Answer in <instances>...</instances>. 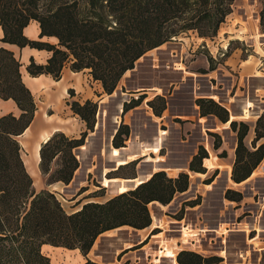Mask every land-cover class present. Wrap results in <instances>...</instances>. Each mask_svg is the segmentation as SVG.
Instances as JSON below:
<instances>
[{
	"label": "trees",
	"instance_id": "trees-1",
	"mask_svg": "<svg viewBox=\"0 0 264 264\" xmlns=\"http://www.w3.org/2000/svg\"><path fill=\"white\" fill-rule=\"evenodd\" d=\"M231 6L232 0H0V43L49 53L44 64L29 59L25 66L29 77L44 75L58 81L64 67L74 73L86 71L100 85L102 94L110 95L124 73L146 52L186 32L200 39L213 38L231 13ZM30 22L38 27L36 40L22 34ZM258 25L264 33V0L258 12ZM42 38H53L55 42L41 41ZM19 68L20 63L12 53L0 47V99L11 100L19 111L17 116H0V264H49L40 252L43 244L77 249L85 256L101 233L123 226L135 230L147 228L151 224L148 204L165 206L174 195L187 190L186 172L170 178L163 171H156L134 188L103 202H85L72 213L63 211L53 193L34 192L16 140L35 111L32 96L21 82ZM208 70L213 68L210 66ZM67 94L69 98L73 96L71 90ZM144 98L139 95L124 102L120 114L123 116L137 107ZM193 103L199 118L212 116L220 124L228 123V129L235 132L230 181L239 184L249 178L264 156V107L254 121L248 148L243 143L248 132L246 123L230 121L227 110L212 99L196 98ZM66 105L83 124V130L77 138L56 131L40 145L38 170L46 185L57 182L67 185L71 181L78 168L73 151L84 144L95 123V101H70ZM145 105L157 118L165 110V100L158 95ZM128 134V125L119 121L110 146L123 148ZM207 135L212 138V150H217L219 136L211 132ZM206 158L207 152L198 146L187 171L205 174L202 161ZM134 164L135 160L129 161L104 176L134 179V175H115ZM223 199L238 204L241 194L226 189ZM198 201L183 203L174 219L181 218L183 206H194ZM263 256L264 250L259 264H263ZM174 260L176 264L222 261L217 255L203 256L186 250L178 251ZM82 264L96 263L86 260Z\"/></svg>",
	"mask_w": 264,
	"mask_h": 264
},
{
	"label": "rangeland",
	"instance_id": "rangeland-1",
	"mask_svg": "<svg viewBox=\"0 0 264 264\" xmlns=\"http://www.w3.org/2000/svg\"><path fill=\"white\" fill-rule=\"evenodd\" d=\"M260 8L261 0H232L231 13L219 26L213 38L200 39L194 33L186 32L142 55L131 71L120 78L109 96L95 100L97 110L93 130L84 139L85 149L73 151L78 168L71 181L59 192L47 188L42 190L52 192L65 213H70L85 202H103L112 197L101 187L100 181L105 173L112 171L114 167L113 161L109 158V141L111 133L117 127H114L116 124L112 122V117H115L117 123L123 121L128 125L129 134L124 147L130 142L136 149L131 153L122 151L120 158L128 160V154L137 152L142 145H153L156 138L160 142L156 154L144 151L143 156L135 160L134 167L121 169L115 175L136 176L163 171L167 177L173 178L179 172H186L187 190L174 195L165 209V215L175 218L179 206L200 199L198 210L202 218L201 225L208 230L202 250L225 253V258H229L226 263L253 264L256 260L260 263L264 249L258 248L264 247V235L258 237L260 243L253 244L249 240L253 234L249 224L257 218L259 225L264 229V160L253 170L249 180L240 185H233L229 177L235 132L228 127L224 129L212 116L199 119L193 103L196 95L209 98L208 96L213 94L216 97L213 101L224 107L228 115H232V120L247 124L248 132L243 143L250 147L255 115L264 107V75L257 70L260 65L264 66V61L259 59L261 60L259 63L249 58L255 63L252 74L262 77L243 76L236 66L238 63L236 59L237 56L246 59L254 55L251 43L246 39H241L243 41L233 39L234 41L229 42L226 47L225 42H228V39L224 37L222 31H230L231 35L240 38L250 35L257 46ZM233 51L235 56L231 54ZM210 66L213 68L212 72L208 70ZM139 95L145 98L137 107L123 116L117 113V104H121L122 107L124 102L131 98L136 99ZM155 95L165 100V110L159 118L154 117L145 105V102ZM245 102L250 103L249 118H243L241 106ZM63 114L64 109L56 115L64 120V127L67 129L64 135L77 138L83 130V124L80 123V127L75 126L76 122L71 119L73 114L68 113V117ZM207 132L219 136L220 146L215 151L211 148L212 138ZM198 146H202L207 152L206 159L212 168L204 167L202 161L205 174L195 175L187 171V164ZM208 179L211 181L204 184ZM42 183L46 185L44 177ZM226 189L241 194L238 206L243 212L242 233L235 229L231 221L233 205L223 199ZM148 210L151 217L155 219L159 217L153 205H149ZM191 221L192 218L189 217L188 222ZM224 229L228 232H224ZM202 237L204 238V235Z\"/></svg>",
	"mask_w": 264,
	"mask_h": 264
},
{
	"label": "crops",
	"instance_id": "crops-1",
	"mask_svg": "<svg viewBox=\"0 0 264 264\" xmlns=\"http://www.w3.org/2000/svg\"><path fill=\"white\" fill-rule=\"evenodd\" d=\"M222 33L224 37L228 39V42H225L226 47L229 42L234 41L233 39H237L240 41L246 39L251 43L250 47L252 48L251 51L254 55L252 57L248 56L246 57V59H240L239 56H237L236 60L238 63L236 64V66L243 76L262 77L261 75L252 74L253 65H255V63L252 62L249 58H253L259 63L261 62V60L264 61V33L259 31V34L257 35V46L250 35L240 38L238 36L231 35L230 31L223 30ZM22 34L29 40H36L38 36L37 24L35 22H30L22 30ZM1 35L2 33L0 30V37ZM41 41H46L49 43L55 42L53 38H42ZM0 47L10 51L14 58H16L20 63L19 73L21 82L29 91L35 105V111L30 124L22 132V134L16 137L17 143L20 148L19 156L24 169L31 180L34 192H39L44 188H47L50 191L59 192L64 187L62 183L57 182L50 185H44L42 183V176L38 170V150L40 145L44 143L51 136V134L56 131H60L65 134V130L67 129L64 127V120L63 118L58 117L56 114L64 109L63 115H65L66 117L69 116L68 113L72 115L68 106L66 105V102H83L84 100L95 101L102 96L109 95L102 94L100 85L97 82L92 81L86 71L74 73L69 71L67 67H64L61 71L60 79L58 81H54L49 76L44 75L33 78L29 77L25 71V66L28 64L29 59H32L36 64H44L45 60L49 56V53L45 51L30 49L28 47L19 49L14 45L1 43ZM231 54L232 56H235L234 51ZM127 72L124 73V77ZM68 90H71L73 92V96L71 98H69L67 94ZM203 97L207 96L196 95L195 99ZM208 97L212 100L216 99L213 94L209 95ZM249 108V102H245L241 106L243 118L251 117ZM262 109L256 113L255 118L260 114ZM116 110L118 114L121 113V104L116 105ZM18 113L19 111L16 108L14 102H12L11 100L0 99V116L6 114L17 116ZM76 118L77 117L73 115L71 119L76 122L74 124L75 126L80 127L81 122L78 118L76 120ZM232 119V115H229V120ZM112 122L116 124L114 125V127H116L118 123L115 117H112ZM221 125L224 129L228 127V123ZM114 131L111 134H113ZM159 146V139L156 138L153 145L140 146L137 152L128 154L127 156L129 159L126 160L125 158H120V153L122 151L131 153L132 150H136L135 148H133L130 142L127 143L126 147L118 149L112 148L109 145V158L114 163V167L112 170H115L120 165H123L129 161L136 160L140 156H143L144 151H149L156 154L158 152ZM78 149L83 151L85 147L84 145H82ZM263 160L264 156L261 161ZM203 166L208 169L212 168V165L208 162L207 159H203ZM151 174V172H148L146 175L138 174L134 179H107L105 178V176H103L100 184L102 188L106 189V192L109 196H114L131 188H134L139 183L147 180ZM251 176L252 174L250 175V177ZM249 178L239 184H234L232 182L231 183L233 185H240L249 180ZM260 202L261 201L259 199L258 204H260ZM228 204L233 205L231 208V221H233L235 229H237L238 232H244L242 228L244 225V223L242 222L243 212L238 206L240 204H236L233 202H228ZM149 205H153V208L159 215L157 219L150 216L151 224L149 227L141 230H135L123 226L103 232L96 237L90 250L85 256L81 255L77 249L67 250L60 247H51L45 244L40 246V252L48 258L49 264H82L86 260L96 264H176L174 260L175 255L180 250L192 251L203 256L211 254L217 255L222 259L219 264H239L238 262L226 263V260L229 258L226 259L225 253L223 254V252L214 253L202 250L203 240H206L208 236L206 233L208 232V230L207 228H205V226L201 225L202 218L199 216L198 210L200 207V201H198L197 205L184 207L182 216L179 220L170 218L165 215V209L169 206V204L161 206L157 203H150L148 204V206ZM79 207H77L70 213L76 211ZM178 208H180V206ZM189 217L192 218L191 222H188ZM249 229L251 233H253L251 235L252 237H250L249 240H251L253 244H257L258 240H260L258 239V237L264 235V229H262V227L259 225L257 218L249 224ZM224 232L228 231L224 229ZM203 235L204 238L202 237ZM185 237H187L186 240H183L185 239ZM262 249H264V247L258 248V250ZM253 264H259V260H256Z\"/></svg>",
	"mask_w": 264,
	"mask_h": 264
},
{
	"label": "built area",
	"instance_id": "built-area-1",
	"mask_svg": "<svg viewBox=\"0 0 264 264\" xmlns=\"http://www.w3.org/2000/svg\"><path fill=\"white\" fill-rule=\"evenodd\" d=\"M258 72H262L261 74L264 75V66L261 65L257 68Z\"/></svg>",
	"mask_w": 264,
	"mask_h": 264
},
{
	"label": "water",
	"instance_id": "water-1",
	"mask_svg": "<svg viewBox=\"0 0 264 264\" xmlns=\"http://www.w3.org/2000/svg\"><path fill=\"white\" fill-rule=\"evenodd\" d=\"M231 121V120H230ZM132 189V188H131ZM130 190V189H129Z\"/></svg>",
	"mask_w": 264,
	"mask_h": 264
}]
</instances>
